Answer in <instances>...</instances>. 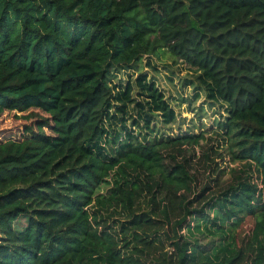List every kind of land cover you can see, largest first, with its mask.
Segmentation results:
<instances>
[{"label": "trees", "instance_id": "16d2710c", "mask_svg": "<svg viewBox=\"0 0 264 264\" xmlns=\"http://www.w3.org/2000/svg\"><path fill=\"white\" fill-rule=\"evenodd\" d=\"M164 52L214 127L167 133ZM5 112L50 118L0 135V264H264V0H0Z\"/></svg>", "mask_w": 264, "mask_h": 264}, {"label": "rangeland", "instance_id": "374dc122", "mask_svg": "<svg viewBox=\"0 0 264 264\" xmlns=\"http://www.w3.org/2000/svg\"><path fill=\"white\" fill-rule=\"evenodd\" d=\"M150 59L151 65L148 66L147 61ZM142 68L144 73L148 74L151 81H154L157 86L166 94L168 101L177 112L178 121L176 124L170 125L167 129L168 134L178 133H200L202 130H209L214 127L216 122L227 116L225 106L220 103L210 101L207 98L205 91L198 88V83L194 79V75L189 67L180 62L175 61L171 55L161 53L159 57L145 58ZM131 70H126L120 73L121 82H126ZM33 117L26 118L27 115H19L5 112L0 115V135H21L26 132L25 126L33 127L36 131V124L43 118H50L45 113H34ZM53 125V123H50ZM47 127L46 132H51V126ZM52 129V130H51ZM210 136L207 137L206 143H210ZM218 163L224 167L222 162ZM195 176L199 179L198 189L203 188L209 182V172L203 163L195 164L193 170ZM103 193L107 192V188H103ZM27 219H22L21 226H25ZM202 232L204 231L201 228ZM247 225L244 231H248ZM200 232V233H202ZM200 240H204V236L194 230L193 232Z\"/></svg>", "mask_w": 264, "mask_h": 264}]
</instances>
